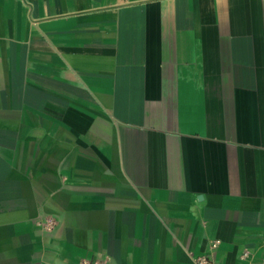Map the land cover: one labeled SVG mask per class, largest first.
Segmentation results:
<instances>
[{"label":"crops","instance_id":"obj_1","mask_svg":"<svg viewBox=\"0 0 264 264\" xmlns=\"http://www.w3.org/2000/svg\"><path fill=\"white\" fill-rule=\"evenodd\" d=\"M208 253L264 264V0H0V264Z\"/></svg>","mask_w":264,"mask_h":264},{"label":"built area","instance_id":"obj_2","mask_svg":"<svg viewBox=\"0 0 264 264\" xmlns=\"http://www.w3.org/2000/svg\"><path fill=\"white\" fill-rule=\"evenodd\" d=\"M218 243V240L212 242L210 244V248L213 250ZM212 255L211 253L208 254H201L198 255L193 264H212ZM77 264H110L107 259L102 257H96L92 259H82Z\"/></svg>","mask_w":264,"mask_h":264}]
</instances>
